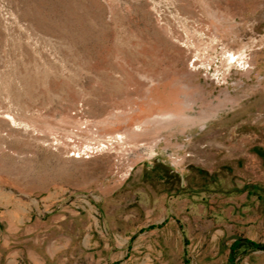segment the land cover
Instances as JSON below:
<instances>
[{"label": "rangeland", "instance_id": "rangeland-1", "mask_svg": "<svg viewBox=\"0 0 264 264\" xmlns=\"http://www.w3.org/2000/svg\"><path fill=\"white\" fill-rule=\"evenodd\" d=\"M247 241L264 0H0V264H264Z\"/></svg>", "mask_w": 264, "mask_h": 264}, {"label": "built area", "instance_id": "built-area-1", "mask_svg": "<svg viewBox=\"0 0 264 264\" xmlns=\"http://www.w3.org/2000/svg\"><path fill=\"white\" fill-rule=\"evenodd\" d=\"M242 54V55H241ZM239 54H234V57H231L230 53L226 54V57H228V66L229 69L231 67H240L241 69H248L249 68V64L246 58V55L241 53ZM242 57V58H240ZM197 62V58L192 60V65L194 66ZM222 70V71H221ZM212 72V73H211ZM206 73H209L214 79L216 80H220L224 77V71L223 69H221L220 67H217L215 69H213L211 66H208ZM117 141L122 142V138H115ZM113 141V140H112ZM107 144L104 143H98V142H92L91 144H87L84 145L81 149H77L75 155L77 158H81V157H90L92 155H94L95 153H98L99 151L103 150L104 148L107 147ZM75 151V150H73Z\"/></svg>", "mask_w": 264, "mask_h": 264}, {"label": "trees", "instance_id": "trees-1", "mask_svg": "<svg viewBox=\"0 0 264 264\" xmlns=\"http://www.w3.org/2000/svg\"><path fill=\"white\" fill-rule=\"evenodd\" d=\"M248 245L251 246V247H254V248H258V249H262L264 250V245H260V244H256L252 241H247ZM238 246V241H236L232 247H231V250L232 252H234L236 250V247Z\"/></svg>", "mask_w": 264, "mask_h": 264}]
</instances>
